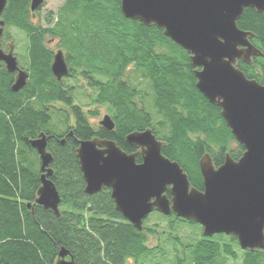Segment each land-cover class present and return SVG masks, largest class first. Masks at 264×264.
<instances>
[{
  "label": "trees",
  "instance_id": "1",
  "mask_svg": "<svg viewBox=\"0 0 264 264\" xmlns=\"http://www.w3.org/2000/svg\"><path fill=\"white\" fill-rule=\"evenodd\" d=\"M2 18L27 35L30 77L14 92L13 74L0 67V264H54L62 247L76 264H146L154 249H161L146 243L153 230L133 227L116 209L110 188L85 192L76 149L79 140L100 137L132 153L137 147L127 143L126 135L152 128L166 142L163 154L178 161L192 185L202 190L199 160L205 152L219 166L227 152L238 160L245 149L238 143L230 150L236 140L220 107L198 90L190 54L158 27L127 18L121 0H66L47 33L58 37L67 53V78L78 73L94 89L93 101L108 105L115 121L108 130L95 127L75 103V87L54 76L55 53L45 46L46 31L29 21L28 0H8ZM238 26L255 34L252 42L263 53L252 65L239 60L238 66L264 84V14L246 8ZM130 66L150 85L154 116L142 105L140 90L124 79ZM58 103L64 107L54 105ZM57 121L67 130L56 128ZM41 132L48 136L54 158L51 179L65 206L61 217L38 204L34 213L27 206L41 185L40 157L30 144ZM169 228L173 237V222ZM175 239L181 243L177 235ZM183 248L186 255L177 256L176 264H264V250H243L232 235L203 237Z\"/></svg>",
  "mask_w": 264,
  "mask_h": 264
},
{
  "label": "water",
  "instance_id": "2",
  "mask_svg": "<svg viewBox=\"0 0 264 264\" xmlns=\"http://www.w3.org/2000/svg\"><path fill=\"white\" fill-rule=\"evenodd\" d=\"M42 4L43 0H32L31 8L35 11ZM6 5L7 0H0V67L4 63L7 72L15 74L11 90L17 92L27 85L30 73L19 65L14 42L8 43L7 51L2 48ZM121 8L127 18L158 27L190 54L198 90L220 107L245 151L238 160L227 152L219 166L205 152L199 160L200 190L178 161L163 154L166 142L152 128L126 135L127 143L138 148L132 153L111 139L79 140L76 157L85 192L92 195L110 188L116 209L141 231L149 215L158 211L200 224L204 237L232 235L243 250H264V84L248 78L238 66L239 60L252 65L254 57L263 55L252 42L255 34L241 29L238 21L246 8L264 14V0H121ZM51 69L59 81L69 75L62 50L55 53ZM99 124L115 128L110 114ZM30 144L40 157L41 185L34 203L27 206L34 213L38 204L61 217L62 197L51 179L54 158L48 136L41 132ZM54 264L76 262L62 247Z\"/></svg>",
  "mask_w": 264,
  "mask_h": 264
},
{
  "label": "rangeland",
  "instance_id": "3",
  "mask_svg": "<svg viewBox=\"0 0 264 264\" xmlns=\"http://www.w3.org/2000/svg\"><path fill=\"white\" fill-rule=\"evenodd\" d=\"M45 1V6L41 8L40 13L38 12V16L34 19L33 26L41 27L46 32L45 36V46L49 48L51 51H56L58 48L64 50L61 45V41L58 37L47 33V31L52 27V19L55 14H57L60 8L64 5L66 0H43ZM40 6V7H41ZM54 15V16H52ZM11 31V36L15 38V54L18 57L19 65L28 69L29 66V56H28V40L27 35L24 36L23 32L18 33L15 29L9 27ZM51 40L55 42L49 43ZM65 54L67 55L66 51ZM65 55V56H66ZM66 58V57H65ZM124 79H128L132 82L134 86H136L140 90L141 94V102L143 106H146L154 116L155 111L152 107V90L150 88L149 83L142 79L138 73L134 72V67L130 66L125 71ZM67 84L75 87V103L81 105L83 111L87 114L90 122L98 127L99 121L103 118L105 114H110L108 105H100L93 101V95L95 94L94 89L89 87V84L83 77H81L78 73H75L72 77H65ZM59 107H64L63 104L58 103L54 104ZM95 113V114H94ZM74 121L71 118L69 124L73 125ZM55 124V123H54ZM59 130H65L64 125L57 121L54 125ZM156 135V134H155ZM238 146V142L231 141L230 142V150L235 149ZM33 160L38 162L36 156H31ZM39 166V162H38ZM64 205L60 204V210L64 209ZM173 222L175 226V230L173 237L170 236V228L169 223ZM145 227L153 230L152 233L148 235L147 245L153 248L161 247V249L155 250V255L151 257V260L148 259L146 264H176L177 256L183 258L184 248L183 246L194 244L197 240L203 238V227L196 223L192 224L189 222L176 220L174 217L165 216L158 211H154L150 214V216L145 221ZM180 238L179 243L175 236ZM133 264L131 260L129 262ZM241 264V261L238 262Z\"/></svg>",
  "mask_w": 264,
  "mask_h": 264
},
{
  "label": "flooded vegetation",
  "instance_id": "4",
  "mask_svg": "<svg viewBox=\"0 0 264 264\" xmlns=\"http://www.w3.org/2000/svg\"><path fill=\"white\" fill-rule=\"evenodd\" d=\"M7 3H8V0H7ZM42 5L45 6V1H43V4H42ZM6 6H7V5H6ZM31 6H32V0H28V9H29V14H30L29 21H30L31 23H34V19L38 16V12L40 13V11L42 10L41 8H43V6L39 7V8L36 9L35 11L32 10ZM4 11H5V10H4ZM3 14H4V12H3ZM2 17H3V15H2ZM2 19H3V18H2ZM5 22H6V21H5ZM9 27H11V26H9ZM9 27H8L7 25H5V27H4V35H3V37H2V48H3L5 51L8 50L7 45H8L9 42H14V44H15V41L11 39V38H12V36H11L12 34H11V31L9 30ZM35 27H37V26H35ZM11 28L15 29L16 31H19L18 33L23 32V31L19 30L18 28H15V27H11ZM37 28L43 30L41 27H37ZM6 34H8V36L11 37V38H6V37H5ZM23 34H24V36L26 35L24 32H23ZM13 36H14V35H13ZM45 36H46V35H45ZM45 36H44V43H45ZM52 42H55V41H54V40H51L49 43H52ZM58 50H60V48H58L56 51H54V53H56ZM2 65H4V63H2ZM2 65H1V66H2ZM13 79H14V76H13ZM63 79H64V78H63ZM66 130H67V129H66ZM137 151H138V148H136V150H135L134 152H137ZM128 153H131V152H128ZM182 220H183V219H182Z\"/></svg>",
  "mask_w": 264,
  "mask_h": 264
},
{
  "label": "bare ground",
  "instance_id": "5",
  "mask_svg": "<svg viewBox=\"0 0 264 264\" xmlns=\"http://www.w3.org/2000/svg\"><path fill=\"white\" fill-rule=\"evenodd\" d=\"M12 74V73H11ZM13 76H15V74L13 73ZM14 80V79H13ZM14 82V81H13ZM20 91V90H19ZM18 92V91H17Z\"/></svg>",
  "mask_w": 264,
  "mask_h": 264
}]
</instances>
